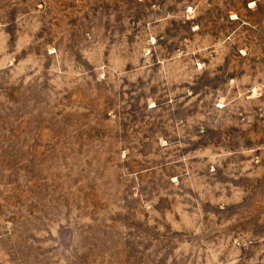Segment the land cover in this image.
<instances>
[{
	"label": "rangeland",
	"instance_id": "374dc122",
	"mask_svg": "<svg viewBox=\"0 0 264 264\" xmlns=\"http://www.w3.org/2000/svg\"><path fill=\"white\" fill-rule=\"evenodd\" d=\"M0 264H264V0H0Z\"/></svg>",
	"mask_w": 264,
	"mask_h": 264
}]
</instances>
